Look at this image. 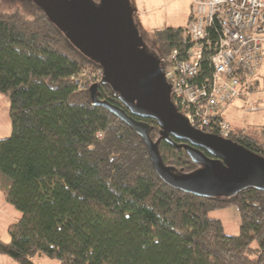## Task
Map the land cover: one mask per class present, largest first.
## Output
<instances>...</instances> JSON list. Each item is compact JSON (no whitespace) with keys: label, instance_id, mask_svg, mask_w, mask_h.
<instances>
[{"label":"trees","instance_id":"trees-1","mask_svg":"<svg viewBox=\"0 0 264 264\" xmlns=\"http://www.w3.org/2000/svg\"><path fill=\"white\" fill-rule=\"evenodd\" d=\"M29 2L31 16L0 10V92L10 124L0 172L10 180L5 201L21 212L6 227L8 241L0 239V255L16 264H37L36 254L57 264H264V192L201 198L159 179L138 134L92 103L95 84L96 98L121 107L100 84L101 66ZM186 29L153 28L161 68L176 43L185 47ZM219 118L193 126L217 135ZM146 121L155 142L159 128ZM228 138L264 156V143L243 130L230 129ZM157 147L176 173L198 167L181 147L161 139ZM227 206L239 214L235 234L207 213Z\"/></svg>","mask_w":264,"mask_h":264},{"label":"water","instance_id":"water-1","mask_svg":"<svg viewBox=\"0 0 264 264\" xmlns=\"http://www.w3.org/2000/svg\"><path fill=\"white\" fill-rule=\"evenodd\" d=\"M31 1L76 49L101 66L100 84L111 88L121 107L96 98L95 84L89 88L92 103L106 108L138 134L159 179L201 198L232 196L248 187L264 192V156L189 125L177 111L160 62L137 30L130 0ZM146 119L159 128L155 142L148 136ZM160 139L184 149L198 167L190 173H176L162 161L157 147Z\"/></svg>","mask_w":264,"mask_h":264},{"label":"built area","instance_id":"built-area-1","mask_svg":"<svg viewBox=\"0 0 264 264\" xmlns=\"http://www.w3.org/2000/svg\"><path fill=\"white\" fill-rule=\"evenodd\" d=\"M189 6L185 47L176 43L161 70L189 125L220 116L217 135L228 138L231 128L220 113L233 98L249 97L264 65V0H189ZM255 109L249 102L248 110Z\"/></svg>","mask_w":264,"mask_h":264},{"label":"rangeland","instance_id":"rangeland-1","mask_svg":"<svg viewBox=\"0 0 264 264\" xmlns=\"http://www.w3.org/2000/svg\"><path fill=\"white\" fill-rule=\"evenodd\" d=\"M30 0H0V10L10 12L18 10L26 16H31L34 7ZM133 8V19L137 24V30L145 42L149 52H154V46L150 41L153 28L155 27H182L186 28L191 20L189 0H130ZM258 78L264 79V65L258 70ZM261 79V80H262ZM264 89V85L261 86ZM264 94L262 95V98ZM264 101V99H262ZM248 102L242 97L233 98L229 104L221 111L224 117L231 124L245 129L246 134L255 136L264 142V134H254V126L258 123L252 121L255 113L249 112ZM10 132L9 113L7 95L0 92V138L7 136ZM9 179L0 172V239L8 241L6 227L9 223L19 218L21 212L16 210L12 204L5 201V193L9 185ZM212 218H217L223 225L225 234H235L239 226V214L234 206L216 209L207 212ZM253 245L254 242H252ZM33 261L37 264H57L56 259H51L46 255L36 254ZM0 264H16L11 258L0 255Z\"/></svg>","mask_w":264,"mask_h":264},{"label":"crops","instance_id":"crops-1","mask_svg":"<svg viewBox=\"0 0 264 264\" xmlns=\"http://www.w3.org/2000/svg\"><path fill=\"white\" fill-rule=\"evenodd\" d=\"M262 79V78H261ZM260 78H258V72L254 78V90L249 94V97H247V99H249V101L246 99V97L243 98V100L245 99L246 102H251L254 106L257 107V109H255L254 111H250L247 109V111L252 112V113H257L256 115H254L252 117V121L254 123H258L256 124L255 129H253L254 134H264V101L262 99H264V97L262 98V95L264 94V89H261V86L264 85V79L261 80ZM221 114V113H220ZM222 117V114H221ZM223 119H225L224 117H222ZM225 121L228 123V125H230V128L233 130H243L244 133L246 134V131L244 128L242 127H238L237 125L231 124V122H228L226 119ZM254 138H256L255 136H253ZM258 139V138H256ZM263 142V141H262ZM264 143V142H263Z\"/></svg>","mask_w":264,"mask_h":264}]
</instances>
